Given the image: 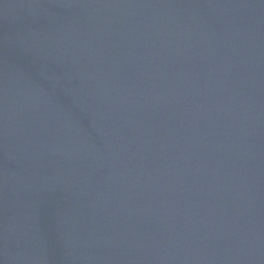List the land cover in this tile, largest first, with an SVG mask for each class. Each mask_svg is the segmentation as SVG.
Instances as JSON below:
<instances>
[{"label": "water", "instance_id": "1", "mask_svg": "<svg viewBox=\"0 0 264 264\" xmlns=\"http://www.w3.org/2000/svg\"><path fill=\"white\" fill-rule=\"evenodd\" d=\"M0 264H264V0H0Z\"/></svg>", "mask_w": 264, "mask_h": 264}]
</instances>
